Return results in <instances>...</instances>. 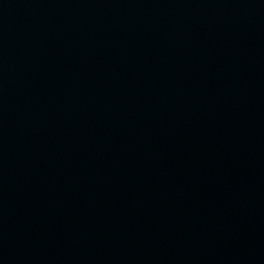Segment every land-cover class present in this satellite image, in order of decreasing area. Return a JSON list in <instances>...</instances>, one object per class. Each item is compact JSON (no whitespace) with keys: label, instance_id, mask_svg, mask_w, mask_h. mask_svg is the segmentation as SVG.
<instances>
[{"label":"water","instance_id":"obj_1","mask_svg":"<svg viewBox=\"0 0 264 264\" xmlns=\"http://www.w3.org/2000/svg\"><path fill=\"white\" fill-rule=\"evenodd\" d=\"M0 264H264V0H0Z\"/></svg>","mask_w":264,"mask_h":264}]
</instances>
